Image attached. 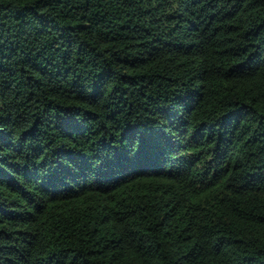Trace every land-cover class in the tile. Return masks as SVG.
I'll use <instances>...</instances> for the list:
<instances>
[{
  "label": "trees",
  "instance_id": "obj_1",
  "mask_svg": "<svg viewBox=\"0 0 264 264\" xmlns=\"http://www.w3.org/2000/svg\"><path fill=\"white\" fill-rule=\"evenodd\" d=\"M0 264H264V0H0Z\"/></svg>",
  "mask_w": 264,
  "mask_h": 264
},
{
  "label": "bare ground",
  "instance_id": "obj_2",
  "mask_svg": "<svg viewBox=\"0 0 264 264\" xmlns=\"http://www.w3.org/2000/svg\"><path fill=\"white\" fill-rule=\"evenodd\" d=\"M183 8V7H182ZM182 12H183V10H182ZM167 146H165V148H166Z\"/></svg>",
  "mask_w": 264,
  "mask_h": 264
}]
</instances>
